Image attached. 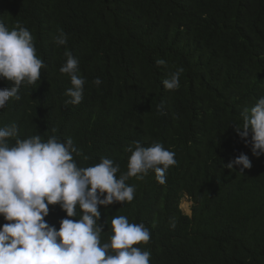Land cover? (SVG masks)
I'll return each mask as SVG.
<instances>
[{
  "label": "trees",
  "instance_id": "trees-1",
  "mask_svg": "<svg viewBox=\"0 0 264 264\" xmlns=\"http://www.w3.org/2000/svg\"><path fill=\"white\" fill-rule=\"evenodd\" d=\"M0 20L27 28L46 65L40 81L22 84L20 99L0 109V127L18 129L9 146L36 135L71 138L78 167L107 157L121 173L135 142L175 153L163 184L151 171L130 177L132 202L99 207L102 243L112 218L124 215L150 230L138 246L150 264H264V156L233 126L264 97V0H0ZM61 32L65 45L55 42ZM66 51L86 80L78 105L67 102L72 85L60 72ZM179 68V89H165ZM11 86L0 79V89ZM241 153L250 169L224 167ZM64 218L49 206L46 222L59 230Z\"/></svg>",
  "mask_w": 264,
  "mask_h": 264
},
{
  "label": "clouds",
  "instance_id": "clouds-1",
  "mask_svg": "<svg viewBox=\"0 0 264 264\" xmlns=\"http://www.w3.org/2000/svg\"><path fill=\"white\" fill-rule=\"evenodd\" d=\"M55 42L65 45L66 34L61 32ZM65 55L60 72L70 77L72 85L66 91L71 98L67 102L78 105L86 80L79 75L78 60L71 52ZM165 63L156 60L157 65ZM45 67L36 55L30 31L19 24L9 29L0 20V79L13 82V86L0 89V109L10 98L20 99L22 84L40 81ZM183 71L179 68L171 73L163 81L165 89H179ZM93 83L99 86L102 81L97 77ZM242 119V126L233 125L236 133L246 145L251 138L253 155L264 156V97L245 109ZM17 133L14 123L0 127V216L7 221L0 227V264H150L151 253L138 247L150 241V230L143 223H130L124 215L115 216L112 235L102 243L104 225L99 207L132 202L135 188L127 183L130 177L142 179L151 171L163 184L167 170L176 164L174 152L160 143L144 147L135 142L134 148L127 149L131 153L128 171L121 173L120 166L107 157L94 166L78 167L71 138L61 142L52 136L44 142L36 135L16 139L15 145L9 146L8 140ZM224 167L243 172L252 163L241 153ZM55 205L67 214L59 230L45 220L49 206ZM77 208L79 218L71 219L78 216Z\"/></svg>",
  "mask_w": 264,
  "mask_h": 264
},
{
  "label": "rangeland",
  "instance_id": "rangeland-1",
  "mask_svg": "<svg viewBox=\"0 0 264 264\" xmlns=\"http://www.w3.org/2000/svg\"><path fill=\"white\" fill-rule=\"evenodd\" d=\"M192 202L190 201L189 197H185L182 201V205L181 208L183 209V211L188 214L191 215L192 214Z\"/></svg>",
  "mask_w": 264,
  "mask_h": 264
}]
</instances>
